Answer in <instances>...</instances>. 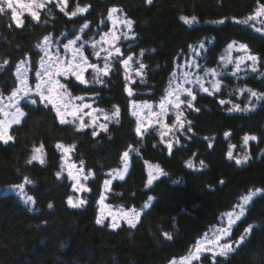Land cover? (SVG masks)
Returning a JSON list of instances; mask_svg holds the SVG:
<instances>
[{
  "label": "trees",
  "instance_id": "1",
  "mask_svg": "<svg viewBox=\"0 0 264 264\" xmlns=\"http://www.w3.org/2000/svg\"><path fill=\"white\" fill-rule=\"evenodd\" d=\"M78 5L88 6V11L71 16ZM262 5L264 0H153L152 4L147 0H67L64 12L50 4L39 13V22L27 14L21 27L10 14H0L1 96L17 87L16 66L21 61L31 66L35 62L36 68L41 59L37 45L44 37L66 43L82 32L84 41L98 42L108 31V12L113 7L133 21L130 38L123 37L119 46L123 55L110 60L108 76L100 73L104 83L94 82V72L87 74L86 85L74 76L63 81L73 97L89 99L109 116L119 108L118 118L103 122L107 131L91 126L76 131L78 121L60 124L51 105L25 107L24 103V116L9 133L14 140L7 145L0 142V264H171L186 257L250 194L252 200L233 226L229 241L238 240L249 225L252 232L244 244L227 257L217 256L216 261L264 264V100L253 111H229L233 104L244 108L251 98L239 89L264 93V26L257 27L254 20L236 23L255 15ZM182 16H194L196 22L185 24ZM220 20L224 23H217ZM85 23L89 27L81 31ZM233 41L234 46L246 44L248 53L260 58L256 72L248 62L240 72L235 61L225 63ZM196 48L201 49L204 71H220L219 90L209 95L196 88L192 108L185 102L179 121L178 111L171 106L174 114L168 122L176 126L171 137L154 126L137 135L135 105L146 102L158 110L178 67L196 55ZM86 52L92 56L91 49ZM129 55L133 59L125 66L122 61ZM140 63L145 65L143 75H137ZM126 86L133 95L129 96ZM221 100L230 103L222 105ZM94 130L97 136L92 135ZM226 132L230 133L227 139ZM245 135L256 140L245 145ZM58 143L71 149L73 163L89 177L86 187L90 191L83 197L88 203L80 209L67 205L68 196L76 195L63 173ZM41 145L45 163L29 165L30 157L40 154L33 149ZM125 151L129 153L128 173L106 188L104 181L122 166ZM244 156L249 157L247 163L237 165L236 159ZM151 167L163 175L149 184ZM24 177L31 181L25 184V192L35 204H25L11 190L24 183ZM256 189L261 191L256 193ZM101 194L110 207L138 211L136 227L130 228L126 220H120L121 227L115 230L105 226L110 222L96 224ZM49 203L53 208H48Z\"/></svg>",
  "mask_w": 264,
  "mask_h": 264
},
{
  "label": "snow or ice",
  "instance_id": "2",
  "mask_svg": "<svg viewBox=\"0 0 264 264\" xmlns=\"http://www.w3.org/2000/svg\"><path fill=\"white\" fill-rule=\"evenodd\" d=\"M153 0H147L148 4H152ZM61 3L66 6L67 5V0H61ZM45 0H30L29 3L24 4L21 3L20 0H0V14H10L11 19L13 21L16 22V26L17 27H21L23 25V21L20 19V16L18 15V8H27L30 12L31 18L34 21L39 22L40 20V16H39V12L37 11L38 9H43L45 7ZM58 7H60V11L64 12L65 8L64 6L61 5H57ZM36 9V10H34ZM88 11V6H84V7H80L79 5L75 8L74 11H72L70 13L71 16H76L78 13L82 14ZM118 11H120L119 9H117L116 7H113L109 10L108 12V19L112 20L113 15L115 13H117ZM65 15H69V13L65 12ZM264 15V5H262L260 8L257 9L255 15L253 16H249L247 18V20L245 21H236V23H245L247 24L249 20H255L256 17ZM181 20L184 21L185 24H189L191 25L192 23L196 22V17H192L191 19H189L188 17H184L182 16L180 18ZM115 23V22H114ZM217 23L223 24L224 20H220ZM123 24L126 26V28L128 29V32L130 33L132 31V26H133V21L125 19L123 21ZM89 26L87 23H85L83 25V27L81 28V31H83L84 29H87ZM257 32L260 31L259 28L256 29ZM114 35V34H113ZM124 37L125 39H129L130 37L128 36V33H124ZM131 38H134L131 37ZM50 37H44V45H37L38 48H40L42 51H44L46 56H49V53L47 51L48 48V42L50 41ZM116 39H118V37H116ZM80 40V37L77 36L75 39H71L68 41V44L65 45V48H69L72 45H76L77 41ZM236 42L233 41L232 43L228 44V49L231 50L234 46ZM199 47L201 49H204V44L201 43L199 45ZM238 50H243L245 52V56L241 57L237 63H236V71H241V63H243V61L245 59L250 60L252 62V64L249 66L252 72H256L257 71V61L258 58L256 55H252L248 53V46L246 44H240L239 45V49ZM115 52L117 54L123 55V53H121V49L119 47L115 48ZM96 56H99L98 52H95ZM109 55H111V53H109ZM143 55V52H141V56ZM229 56H230V52H229ZM133 58L132 56H128L127 59H124L122 61V63L127 66L129 64V61H131ZM58 62L59 63H63L62 61H59L58 58ZM228 63H231V59L229 58V60L227 61ZM7 61H4V64H7ZM24 61H21L20 65L16 66V78L17 81L19 82V87L14 88V90L12 91V93L10 94L9 100L12 102L11 106L15 107V111L16 113L19 114L20 117L24 116V112L21 111V108L19 107V103L20 100H25V107H31V106H36V105H43L45 108H48L49 105H51V109L50 110H54L56 112L57 117L59 118L60 124L64 125V124H73L74 120L77 119V111L82 112L83 109L85 108H92V104L90 103H83L85 97L83 96H76L74 97L75 100H79L81 101V105L78 106L77 108H75L74 110H72L71 112L68 113V115H70L71 117H73V120H68L65 119V112L63 111V109H66L68 107V101L71 97V94L68 92L67 90V82L65 83H61L59 80H55L54 76H53V69L50 65L47 64V62L43 59H41L40 61V70H36L35 68V62H33V66H32V70L35 71V83H34V89L32 87L29 86L28 83V76H27V71L28 69L25 68L22 71L21 66L24 64ZM83 65H86L87 68H92L94 69V75H93V80L95 83H104V81L100 78V73L102 72L103 76H108L109 74V70H110V64L108 63V58L105 57V64H104V68L100 69L96 63H89V60L87 57L84 56L83 51L81 50L80 47H78L74 52H73V56H72V61L69 62V66L67 68H65L63 71H61L59 68H57L55 70V74L56 75H64L66 76L67 73L69 71L72 72V75L75 77V81H78L80 85H86L89 83V81L85 80V76H84V71L86 70V68H83L80 71H73V66L75 67H82ZM198 66V65H195ZM3 69V65H0V70ZM145 69V65L143 63L139 64V71L137 72V75H143L144 72L143 70ZM211 73L213 75H218L219 73H217L215 70H210ZM207 74V73H206ZM236 72H233V75H235ZM261 75H264V73H262ZM127 79V77H126ZM143 82V81H141ZM183 83H193L192 80L187 79V74L185 75V79L183 81ZM195 83H197L199 85V87L204 91V92H209L208 88H205L203 83H200V78L197 77L195 80ZM62 90V91H61ZM126 91H128L129 96L133 95V91L129 88H125ZM219 90L218 86H217V91ZM241 94L247 92L249 93L251 98H255V102L253 101V99H249L248 100V104L245 105L244 108H241V106L239 104H233L232 108L229 109V111H253L256 107V103L260 102L261 100H264V93H258L250 88H241L238 90ZM186 92L187 96L191 97V100H187V106L189 108H192V101L195 100V95L193 94V91L191 88L185 89L183 88L182 85H176L175 88L173 89L172 86V82L170 81L169 83V88L166 90V96L164 99L161 100L160 103V108H161V114H163V112L165 111V103H173L172 100L170 99H166L167 97H171L174 95L175 97V103H174V107L179 109L180 105L182 103H185V101L181 100V94ZM20 93H23V95H20ZM212 93L209 92V95H211ZM2 95V94H0ZM38 98V99H37ZM220 103L223 105L225 103H230V101H224L221 100ZM145 106L149 108V110H151V105H148L145 102ZM115 107V106H114ZM4 108L0 107V112H4ZM94 111L96 112H103L102 109H94ZM196 111H199V109H196ZM89 115H91V113H88ZM134 116L137 115L136 112L132 113ZM153 115H155V113H152ZM120 115V111L119 108H116L114 112H112L111 116H109L107 113H104V119L107 121H111L113 118H118ZM183 115V113L181 112L180 114H178L176 116V120L179 121L180 117ZM116 123H119V120L116 119L115 120ZM15 123V124H20V119H14L11 122L6 123L5 121L0 120V142H2L4 145H7L10 141L14 140V137L12 135L9 134L8 129L11 127V124ZM93 123H95V121H93ZM188 123H191L190 121ZM92 126L91 124H86L83 120L82 117H79V124L76 125V131H82L87 127ZM181 127H183V125H181ZM100 129L103 131H107L108 129V125L107 124H101L100 125ZM189 131H191V128L188 129ZM136 134L140 135L141 134V124L139 122V120L137 121V127L135 129ZM99 133L97 131H93L92 135L93 136H97ZM225 139H227V137L230 135V133H225ZM249 140H256L255 136H249V135H245L243 137V142L245 145L248 144ZM72 148L75 147V145L71 146ZM209 147H211V145H209ZM230 147H234V146H230ZM57 149H63L65 153H67L69 151V147L64 146L63 144H57L56 145ZM43 150V145L40 146V148H34L33 152L34 153H42ZM128 151L124 152V159L127 160L128 158ZM228 159L231 160L233 159L232 156V152L229 151L228 153ZM249 157L248 156H244L243 158H237L236 159V164L240 165L243 163H247ZM34 161H37L39 164L43 165L45 163V160L42 158L41 155H36L33 154L30 159L27 161V163L29 165H31ZM81 164H83V161H81ZM74 167V165L72 166ZM125 167H127V165H125ZM189 167H191V162L189 161ZM81 171H83V169H81ZM61 178V173L58 172L57 173V179ZM121 180L124 178L123 174L120 175L119 177ZM68 179L70 180H74L75 183H73L71 185V188L74 192H87L90 191L89 188L85 187L84 185L81 184L80 179L78 176L73 175V173L71 171L68 172ZM85 179H87V177H85ZM153 178H149L148 183L152 184ZM31 183V181L29 180L28 177H24V183H21L19 185H17L16 187L20 190L22 197H23V192H24V187L25 184H29ZM174 183H176L174 181ZM221 183H223V181H221ZM105 187L107 188L110 184H111V180H105L104 181ZM256 193H259L261 190L260 189H256L255 190ZM252 195L250 194L248 196H245L244 202L245 204H247L249 201L252 200ZM24 199V203L25 204H35V200L33 199L32 196L28 195L26 197H23ZM151 197H149V201H151ZM105 200V196L103 194L100 195V203L103 204ZM88 203L87 199H80L77 198L74 201L73 196H68L67 198V205L70 208L73 209H80L82 207H84L86 204ZM145 208L148 207V204L144 205ZM239 207V214L236 216V220H239L242 216H244L245 214V206L244 205H238ZM48 208L51 209L53 208V205L51 203L48 204ZM122 218H124L127 222V224L129 225L130 228H135L136 227V222L139 219V212H134L132 217L128 216V213H121L120 214ZM229 216L231 217V213H229ZM96 224H103V219L101 217H97L96 218ZM234 221H230V224H233ZM106 227H111L113 230L120 228L121 225L117 220L116 215H113L112 217V222L110 224L105 225ZM252 226L249 225V227L244 229V234H242L238 240H234V241H229V240H225V242L221 245L219 244L221 235H228L231 236V230H227L225 233H218L217 236L214 238V241H212V243L214 244V247L209 248V249H201L200 247L196 248V255L191 256V259L196 261L197 264H217L216 261V257L217 256H224L227 257V255L230 252H233L236 250V248H239L242 244L245 243V239L246 236L248 234H250L252 232ZM168 239H171V236H167ZM203 252H211V257H209L208 255H203Z\"/></svg>",
  "mask_w": 264,
  "mask_h": 264
},
{
  "label": "rangeland",
  "instance_id": "3",
  "mask_svg": "<svg viewBox=\"0 0 264 264\" xmlns=\"http://www.w3.org/2000/svg\"><path fill=\"white\" fill-rule=\"evenodd\" d=\"M20 2L27 4L30 2V0H20ZM50 4H57V5L64 6L61 3V0H45L46 6L44 8H46ZM66 6H64V8H66ZM43 9H38L37 11L40 13ZM34 10H36V9H34ZM27 14L30 15V12L27 8H18V15L20 16L21 20ZM124 20H125V18L123 16H121L118 12L115 13L113 15L112 20H109L108 31L104 33L103 37L98 42H96L95 40L91 41V43L84 41L83 40L84 37L82 36V34H83L82 32L79 33L80 34V36H79L80 40L77 41V44L72 45L69 48H65V45H67L68 42L63 43L61 41L62 39H50V41L48 42V48H47L49 56H46L44 51H42L39 48L40 52H41V59L45 60L47 62V64L52 67L54 79L59 80L61 83H63V81L65 79H67L69 76H73L72 72L69 71L67 73V75L64 76V75H56L55 70L57 68H59L61 71H63L65 68H67L69 66V62L72 61L73 52L78 47L81 48V50L84 53V56L88 58L89 63L94 62V63H96V65L100 69H103L104 64H105V57L108 58V63H109L111 59H113L116 55H118L115 52V48L120 46L121 42L124 39L123 38L124 33H129L128 29L123 24ZM254 22H255L257 27H258V25L264 26V15L256 17ZM116 37H118V39H116ZM44 43H45V41L41 45H44ZM87 49L92 50V54H91L92 56H90L86 52ZM238 49H239V45H236V46H233V48L231 50H228L227 60L225 61V63H228L227 61L229 60V58L231 60L235 61V68H236L237 61L241 57L246 55L243 50H238ZM195 50H196V55L191 56L190 59H187L182 65H180L178 67V70H177L178 72L176 73L174 81L172 82L173 89L175 88L176 85H182L183 88H185V89L191 88L192 91H194L196 88H198V89H200V91H203L199 87V85L197 83H195L196 78L199 77L200 83H203L204 87L208 88L209 92H214L217 90V86L219 88L221 85L220 81H219L220 80V71L216 70V69H209L207 71H204L200 67L201 49L196 48ZM95 52H98L99 56H96ZM229 52H230V56H229ZM109 53H111V55H109ZM58 58H59V61L63 62L62 64L58 62ZM41 59H40V61H41ZM40 61H39L38 65L36 66V70H40ZM247 62L250 65L252 64V62L250 60L245 59L243 61V63H241V69L242 70H244V67H245ZM195 65H198V66H195ZM21 68H22V71L25 68L28 69V71H27L28 83H29V86L34 89V83H35L36 77H35V71L32 70V66H31L30 62L26 61L21 66ZM83 68H86V70L84 71V76H85V80H86L87 74L90 73V75H93L94 69L87 68L86 65H83L82 67H79V68L73 66L72 70L73 71H80ZM249 69H250V67H249ZM210 70H215L219 74L213 75ZM238 72H240V71H238ZM186 74H187V79L192 80L193 83H183ZM19 86L20 85L18 82L17 87H19ZM209 92H207V93H209ZM20 95H23V93H20ZM9 97H10V95H8V96H1L0 95V107H3L5 110L4 112H0V120L8 123L14 119L19 118L20 122H21L23 117H20L19 114L16 113L15 107L11 106L12 102L9 100ZM71 97L72 98H70L68 101V107L66 109H63V111L65 112V119H68V120H73V117L68 115V113L71 112L72 110H74L75 108H77L78 106H80L82 103L79 100H75L72 95H71ZM180 98H181V100H183L185 102H186V100H191V97L187 96L186 92L182 93ZM166 99L172 100L173 103H165V111L163 112V114H161L160 106H159L158 110H155L152 106H151V110H149V108L146 107L145 104L135 105L137 118L141 124V130H147L148 128L154 126V127L160 128L166 137H171L172 133L175 131L176 126H175V124L169 123L168 119L170 118L171 115L174 114V113H170V109H171V106L174 107L175 97L173 95L171 97H167ZM24 103H25V100H20L19 107L21 108V111H23V104ZM83 103L92 104V108H85V109H83L82 112L77 111V119H75V120L78 121V124H79V117H82L86 124L92 125L91 128L100 129V125L103 124V122L107 121L104 119V113H106V112L94 111V109H97V108H95V106L93 105V102H91L87 98L84 99ZM184 105H185V103H182L180 105L179 109L174 107V109L176 111H178L177 114L181 113L179 110L182 109L184 107ZM88 113H91V115H89ZM152 113H155V115H153ZM93 121H95V123H93ZM14 125H17V124H15V123L11 124V127L8 129L9 133H10L11 128ZM70 150L71 149L69 148V151L67 153H65L63 149H60V152L63 156V173L68 178V172L71 171L73 173V175L79 177L81 184L86 187V181L89 177L87 176V174L85 173L84 170L81 171V169H82L81 166H79L76 163H73V161L70 157V154H69ZM39 155H41V153ZM73 165H74V167H72ZM125 165H127V167H125ZM129 167H130V161H129V156H128L127 160L124 159V162L120 168L110 172L109 180H111V182H112L114 180L120 179L119 177L121 174H123V177L125 178L126 174L129 171ZM149 173H150L149 177L153 178V181L158 179L159 177H161L163 175V173L156 167H151L149 169ZM85 177H87V179H85ZM69 181L71 182V184L75 183L74 180L69 179ZM11 190H15L16 192H18L22 196V194L18 188H13ZM74 193L76 195L74 197V201H75L77 198L84 199L83 197H84V194L86 192L77 191ZM25 196H27V194L25 192V187H24L23 197H25ZM249 202L247 204H245L244 199H242L239 205H244L245 209H246V207L249 205ZM100 207H101L100 217L103 219L104 222H110V223L112 222L113 215H116L117 220L119 222L120 220H125L124 218L121 217V215H120L121 213H128V216L132 217L134 212H138L136 210L115 209L113 207L108 206L105 202H103V204H100ZM230 213H231V217L229 216V214H227L218 226L214 227L210 233H207L204 235V237L200 240V242L195 247V249H193L186 257L179 259V260H175L171 264H197L196 261L191 259V256L197 254L196 253L197 247H200L202 250L212 248V247H214V244L212 243V241H214V238L217 236L218 233H225L229 229L232 231L233 226L238 221V220H236V216L239 214V207H237L234 211H232ZM230 221H234V223L230 224ZM229 238H230V236H228L226 234L221 235L219 244L222 245L225 242V240H229ZM202 254L211 255V252H203Z\"/></svg>",
  "mask_w": 264,
  "mask_h": 264
}]
</instances>
